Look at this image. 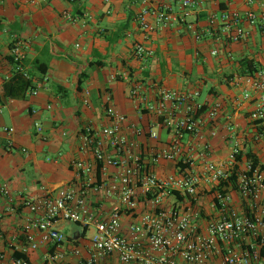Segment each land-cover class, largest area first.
Returning <instances> with one entry per match:
<instances>
[{"label": "crops", "instance_id": "1", "mask_svg": "<svg viewBox=\"0 0 264 264\" xmlns=\"http://www.w3.org/2000/svg\"><path fill=\"white\" fill-rule=\"evenodd\" d=\"M193 1L197 6L185 16L181 0H0V255L22 252L27 245L25 228L32 215L23 205L25 200L40 198L49 191L57 194L80 182L74 163H93L92 155L80 151V132L90 125H109L107 108L126 116L144 132L137 142L139 150L145 152V162L152 161L154 152L170 146L176 139L174 134L145 109L155 100L158 87L199 92L196 101L206 110L217 102L222 104L217 121H209L206 113L201 116V130L212 147L209 161L228 159L231 126L242 151L254 153L264 164V142L254 138L250 122L254 103L244 99L251 88L240 63L252 60L264 70V28L245 23L250 35L239 44L226 43L221 28L207 33L211 16H221L228 9L260 15L264 0H252V4L250 0ZM169 5L174 21L158 28L146 42L154 56L137 59L134 46L144 40L139 30L140 14ZM149 20L157 24L154 17ZM15 38L25 45V65L31 74L37 73V61L48 68L37 85V97L26 94L10 98L5 94ZM215 50L218 55H214ZM136 84L142 86L146 105L131 96ZM9 129L14 133H8ZM212 130L217 131L214 138L210 136ZM150 132L157 133V139H152ZM130 137L134 138L132 133ZM202 144L189 134L180 140L181 157L192 160L197 169L204 163ZM25 149L28 154H21ZM178 162L162 161L153 169L165 178L175 173ZM9 172L14 175L11 188L2 184ZM90 195L95 210L107 209L101 196ZM129 221L128 217L123 219L125 225ZM67 224L59 226L70 242L67 248L78 246L87 256L95 230L83 231L74 225L77 230L67 234ZM49 249L41 246L30 250V264H45ZM63 264L78 262L68 258ZM112 264H117L116 260Z\"/></svg>", "mask_w": 264, "mask_h": 264}, {"label": "built area", "instance_id": "2", "mask_svg": "<svg viewBox=\"0 0 264 264\" xmlns=\"http://www.w3.org/2000/svg\"><path fill=\"white\" fill-rule=\"evenodd\" d=\"M180 3L185 16L197 6L193 0ZM150 17L156 19V25ZM172 21L170 5L145 9L138 19L144 40L135 44L134 56L139 60L153 57L155 53L146 42L158 28L168 27ZM245 23L264 28V12L258 15L228 9L221 16L210 17L207 33L221 28L226 43L239 44L250 35ZM218 53L214 51V55ZM10 58L11 74L5 77L6 83L16 75L32 80L25 65V45L17 38ZM246 82L251 89L244 99L254 103L250 113L254 138L264 142V70L248 76ZM39 89L31 88L26 94L37 97ZM155 94V100L147 104L140 84L131 91L132 98L142 99L143 105L147 104L145 109L174 134L176 139L170 146L154 152L152 161L145 162V152L139 150L137 142L144 132L130 124L126 116L107 108L109 125H90L80 132V151L93 157V163H74L80 182L60 193L49 191L23 202L32 215L25 228L27 245L22 252L0 255V264H30L28 252L41 246L50 248L44 255L45 264H63L68 258H76L78 264H112L115 260L117 264H264V172L252 169L231 126L228 159L212 162L207 158L212 147L201 130V116L206 113L209 121H217L222 104L217 102L206 110L196 101L199 92L158 87ZM6 131L14 133V129ZM37 131L41 133L42 127L38 125ZM185 134L203 142L204 163L198 169L192 160L181 157L180 140ZM210 136L216 137L217 131L212 130ZM150 137L158 136L150 132ZM239 156H243L242 162ZM162 161H179L173 175L161 178L155 173L153 166ZM236 166V184L220 192L222 181L232 176ZM91 192L102 197L107 209L95 210ZM127 217L130 221L125 225L123 219ZM61 223L77 225L83 231L95 230L87 256L78 246L67 248L70 242L60 230ZM15 253L23 257L16 258Z\"/></svg>", "mask_w": 264, "mask_h": 264}, {"label": "trees", "instance_id": "3", "mask_svg": "<svg viewBox=\"0 0 264 264\" xmlns=\"http://www.w3.org/2000/svg\"><path fill=\"white\" fill-rule=\"evenodd\" d=\"M11 62H12V59L10 58V63ZM240 63L243 68V75L245 76H254L256 73L259 72L260 68L252 60L244 59ZM42 67H44V64H42L41 62L37 61L35 63V69L37 73L31 74L32 80H25L22 76L16 75L11 81L6 83L4 87L6 96L10 98L25 97L27 91L30 90L31 88H36L39 83V80L47 74L48 68H42ZM36 78H38L37 81H36ZM82 82H83V79L82 80L80 79L79 88L82 87ZM244 156H246V158L251 163L252 169L255 170L259 168L262 172H264V164L261 163V160L257 155L251 152H247ZM242 159H243V156L238 157L239 162H242ZM238 172H239V166H236L233 171L232 176L228 180L222 181L218 190L222 193H225V190H223L224 188H228L230 184L235 185L237 182ZM214 192L215 191H213L212 193ZM15 257L21 258L23 257V255L20 253H15Z\"/></svg>", "mask_w": 264, "mask_h": 264}, {"label": "rangeland", "instance_id": "4", "mask_svg": "<svg viewBox=\"0 0 264 264\" xmlns=\"http://www.w3.org/2000/svg\"><path fill=\"white\" fill-rule=\"evenodd\" d=\"M75 45V44H74ZM74 47V46H73ZM75 48V47H74ZM208 91V87H206L205 88V90H204V92L206 93ZM21 154H23V155H27L28 154V152H27V150L25 149V150H23L22 151V153ZM16 172H17V170L16 169H14V170H12V173L15 175L16 174ZM11 172H9V175H7V176H5L3 179H2V184L3 185H8L10 188H11V186H12V184H11V181L12 180H10V179H12L11 177H14V175H12V174H10ZM12 175V176H11ZM15 179V178H14ZM77 227L76 226H74L73 224H71V223H69V224H67L66 225V229L64 230V232L65 233H67V234H70L71 232H72V230H77L76 229Z\"/></svg>", "mask_w": 264, "mask_h": 264}]
</instances>
